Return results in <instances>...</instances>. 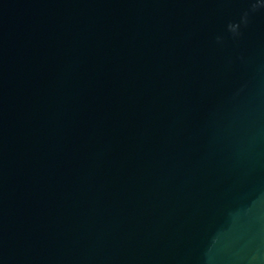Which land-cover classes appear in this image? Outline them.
<instances>
[{
    "label": "water",
    "instance_id": "obj_1",
    "mask_svg": "<svg viewBox=\"0 0 264 264\" xmlns=\"http://www.w3.org/2000/svg\"><path fill=\"white\" fill-rule=\"evenodd\" d=\"M0 264H264V0H0Z\"/></svg>",
    "mask_w": 264,
    "mask_h": 264
}]
</instances>
